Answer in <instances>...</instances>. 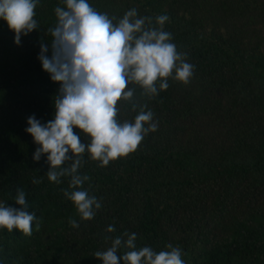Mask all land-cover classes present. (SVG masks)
I'll list each match as a JSON object with an SVG mask.
<instances>
[{"label": "trees", "instance_id": "trees-1", "mask_svg": "<svg viewBox=\"0 0 264 264\" xmlns=\"http://www.w3.org/2000/svg\"><path fill=\"white\" fill-rule=\"evenodd\" d=\"M88 2L117 18L136 8L153 24L166 14L163 28L194 75L187 85L169 79L152 99L137 88L135 111L119 102L118 119L132 121L146 105L158 129L106 167L84 154L79 173L90 180L83 188L91 185L102 207L83 221L64 196L70 177L59 184L47 179L46 155L34 161L38 145L25 131L33 114L41 123L54 118L60 85L37 57L41 43H51L47 30L61 0H39V27L19 46L0 19V202L20 208L13 197L23 189L27 211L39 222L30 236L0 229V264H103L94 253L111 246L105 237L124 232L137 234V248L179 247L185 264H264V0Z\"/></svg>", "mask_w": 264, "mask_h": 264}, {"label": "clouds", "instance_id": "clouds-1", "mask_svg": "<svg viewBox=\"0 0 264 264\" xmlns=\"http://www.w3.org/2000/svg\"><path fill=\"white\" fill-rule=\"evenodd\" d=\"M38 2L0 0V19L14 31L18 46L22 36L39 27L34 19ZM61 4L54 9L55 26L47 30L51 43H41L37 57L51 81L60 85L53 100L54 118L41 123L33 114L27 118L25 131L38 145L34 161L46 155L47 179L59 184L61 177H70L72 190H63L64 196L74 204L80 219L87 221L95 217L102 204L90 194L91 185L83 188L90 180L79 173L84 154L106 167L135 152L144 137L158 129L154 113L145 111L146 105L134 120L118 119L119 102L131 104L135 111L137 105L132 101L137 88L141 97L152 99L167 90L169 79L187 85L194 75V65L187 62L186 53L177 50L172 34L164 30L169 20L166 14L157 15L153 24L152 17L138 16L136 8L117 18L97 11L88 0H61ZM49 47L50 57L46 54ZM74 128L90 141L82 143ZM41 182L32 180L33 184ZM13 199L20 208L0 202V229H16L30 236L34 221L39 228L36 214L27 211L23 189L18 188ZM68 222L73 228L79 227L74 218ZM106 231L114 232L115 226L109 225ZM105 239H111V246L94 253L103 264H185L179 247L169 244L162 251L150 246L137 248L136 233Z\"/></svg>", "mask_w": 264, "mask_h": 264}]
</instances>
